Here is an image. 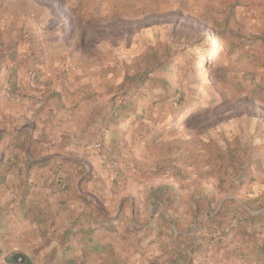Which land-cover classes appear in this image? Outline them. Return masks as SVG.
I'll return each mask as SVG.
<instances>
[{
  "label": "rangeland",
  "instance_id": "374dc122",
  "mask_svg": "<svg viewBox=\"0 0 264 264\" xmlns=\"http://www.w3.org/2000/svg\"><path fill=\"white\" fill-rule=\"evenodd\" d=\"M3 57L29 61L32 81L39 61L73 72V109L95 117L77 139L96 150L91 169L113 171L110 202L136 193L148 214L173 190L197 203L205 183L218 203L264 170V0H0ZM34 235L15 224L0 264L12 248L32 264L66 261Z\"/></svg>",
  "mask_w": 264,
  "mask_h": 264
},
{
  "label": "crops",
  "instance_id": "0c3cea01",
  "mask_svg": "<svg viewBox=\"0 0 264 264\" xmlns=\"http://www.w3.org/2000/svg\"><path fill=\"white\" fill-rule=\"evenodd\" d=\"M0 61V240L21 224L51 243L44 254L70 260L61 264H264V170L218 203L205 183L197 203L173 190L152 198L148 214L136 193L110 202L113 171L91 169L96 150L77 139L91 136L92 110L73 109L64 81L73 72L62 60L39 61L32 81L26 59Z\"/></svg>",
  "mask_w": 264,
  "mask_h": 264
},
{
  "label": "trees",
  "instance_id": "16d2710c",
  "mask_svg": "<svg viewBox=\"0 0 264 264\" xmlns=\"http://www.w3.org/2000/svg\"><path fill=\"white\" fill-rule=\"evenodd\" d=\"M171 62L172 61H169L167 62V64L170 65ZM109 111L113 112L114 110L112 107H109V108H106L103 113L101 111L99 112V115H98L99 122H104L105 120L104 118L107 115V112ZM94 118L95 117H92V119H90L89 122L87 123V127H91V129H89L91 133L95 132V128L91 126L92 122L94 121ZM106 123L108 124L107 128H109V125L112 123L116 124L114 121H110V119H107ZM250 218L256 219L257 217L256 215H250ZM226 225H229V223H227ZM4 262L6 264H32L31 259L27 255H25L23 252H21L20 250H12L8 254L4 255Z\"/></svg>",
  "mask_w": 264,
  "mask_h": 264
},
{
  "label": "built area",
  "instance_id": "2783aa9c",
  "mask_svg": "<svg viewBox=\"0 0 264 264\" xmlns=\"http://www.w3.org/2000/svg\"><path fill=\"white\" fill-rule=\"evenodd\" d=\"M223 231H224V233H227V232H229V228H225ZM259 242H261V240ZM19 260H20V258H19Z\"/></svg>",
  "mask_w": 264,
  "mask_h": 264
}]
</instances>
